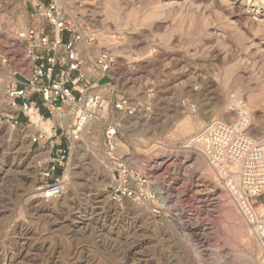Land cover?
<instances>
[{"label": "rangeland", "instance_id": "374dc122", "mask_svg": "<svg viewBox=\"0 0 264 264\" xmlns=\"http://www.w3.org/2000/svg\"><path fill=\"white\" fill-rule=\"evenodd\" d=\"M8 1L0 0V62L7 55L19 63L24 49L12 46L14 36L35 21L24 4ZM55 1L96 31L99 46L86 50V69L94 66L90 53L93 59L100 49L115 55L109 76L117 89L99 88L105 102L87 132L96 138L80 140L73 186L58 200H43L38 192L39 165L48 153L41 145L49 141L34 144L31 123L0 106V175L12 154L21 164L8 183L0 182V264H264V247L239 205L209 163L183 149L208 123L238 121L242 106L252 115L247 135L264 140L262 4L240 0L233 9V0ZM2 77L1 101L3 86L13 79L7 71ZM123 96L148 104V116L117 114L114 103ZM187 121L191 130L181 136ZM58 124L54 130L69 149V163L72 141ZM108 124L116 126L120 155L138 171L168 160L154 172L159 183L178 190L167 201H111ZM260 201L257 210L264 208Z\"/></svg>", "mask_w": 264, "mask_h": 264}, {"label": "built area", "instance_id": "2783aa9c", "mask_svg": "<svg viewBox=\"0 0 264 264\" xmlns=\"http://www.w3.org/2000/svg\"><path fill=\"white\" fill-rule=\"evenodd\" d=\"M18 1L24 4L22 10L35 24L20 29L14 36L12 46L24 49L21 61L16 63L7 55L2 57L0 78L7 71L13 79L7 86H3L2 82L5 98L0 100V106L18 110L24 121L31 124V113L41 117L40 124L61 114L64 121L72 119L76 140L89 121L97 120L99 109L105 102L98 84L105 77L111 79L109 75L116 69L117 59L110 50L100 49L93 69H86V50L99 46L94 27L86 24L83 18L67 16L55 0ZM105 86L111 87L109 84ZM65 106L72 111L71 115L63 112ZM245 109L241 107L239 120L230 125L218 121L208 123L190 137L183 149L209 163L217 182L239 205L253 234L264 247V211L254 206V202L262 200L259 206L264 207V140L257 142L247 135L251 116L243 112ZM113 110L129 118L137 115L147 117L150 106L123 96L114 103ZM1 113L0 109V120L3 117ZM6 116L8 123H12V116ZM18 121L16 119V124L21 125ZM59 127L64 128L62 124ZM115 127L108 124L104 132V149L112 178L107 190L111 201H167L169 192L178 190L159 183L154 172L166 165L168 160L160 164L154 162L145 173L138 171L126 156L120 155ZM56 130L53 127L51 135L38 133L33 140L34 144L49 141V145H41V148L50 149L40 163L42 170L38 191L43 200H58L67 192L64 174L69 149L58 142ZM68 139L71 142L70 136ZM168 167L172 168L167 166L166 169Z\"/></svg>", "mask_w": 264, "mask_h": 264}, {"label": "bare ground", "instance_id": "6f19581e", "mask_svg": "<svg viewBox=\"0 0 264 264\" xmlns=\"http://www.w3.org/2000/svg\"><path fill=\"white\" fill-rule=\"evenodd\" d=\"M2 1V0H1ZM4 1H8V0H4ZM226 1V0H225ZM250 1L251 3H254V5L258 6V5H261L264 7V0H248ZM239 2L240 0H233L230 4L231 6L233 7V9H237L239 7ZM8 3H10V0L8 1ZM227 3V2H226ZM226 3H224L226 5ZM227 6V5H226ZM231 7V9H232ZM261 18H264V13H260L259 15ZM264 26V25H263ZM99 39V38H98ZM105 40V39H104ZM89 51V50H87ZM91 51V50H90ZM89 51V52H90ZM88 54L87 53V58H88ZM89 57L91 58V60H94L92 57H91V53L89 54ZM12 80V79H10ZM12 111V110H11ZM14 111V110H13ZM249 110H244V112H247L248 113ZM15 112V111H14ZM63 112L66 114V115H71L72 114V111L67 107L65 106L64 109H63ZM237 114V113H236ZM249 114V113H248ZM250 116H252L251 114H249ZM252 118V117H251ZM31 120H32V124L30 125V128L33 130L32 132H35V133H47L48 135H51L52 134V128L55 126L56 122L59 121L60 124L63 125V127L68 131V135L71 137V141H72V151H73V155L68 163V166H67V169H66V172L64 174L65 176V179H66V182H67V192L66 194L68 193V191H70L71 187L73 186V183H74V178L76 176V168H77V159H78V149L79 148V143H80V140L81 139H86V137L90 140L92 139H95L96 138V134L95 132H91L88 136V130H90V128L92 126H94L95 124H97V122H95L96 120H92V121H89L86 126L83 128L82 130V133L77 136V139L75 140L74 137H73V131H74V128H73V122H72V119L70 120H63L61 114H56L55 115V119L54 120H48L47 122H42L40 124V121H41V117L38 115V114H34V113H31ZM38 124V125H37ZM186 124L188 125L186 129H184L181 133V136H185L190 130H191V125H190V121H187ZM59 125V124H58ZM178 129V128H176ZM195 129V128H194ZM36 134V135H37ZM42 151H45L42 149ZM18 152V151H16ZM46 152V151H45ZM44 152V154H45ZM47 152L49 153L50 152V149L47 150ZM43 154V156H44ZM17 155V153L15 154H12V159H8L7 158V165L6 166H3L2 168H4V171L3 173L0 175V182L2 183H8V179L10 178L9 176L10 175H13V174H16L19 172V170L21 169L20 167V157ZM10 157V156H9ZM1 161V160H0ZM17 161V162H16ZM99 164V163H98ZM40 166V165H39ZM211 168V167H210ZM42 168L40 167V172H41ZM212 170V169H211ZM205 173H208V172H205ZM111 179V178H110ZM11 180V179H10ZM10 182V181H9ZM112 182V180H111ZM110 182V184H111ZM78 184V183H77ZM74 188V187H73ZM39 192V191H38ZM233 202V201H232ZM231 202V203H232ZM39 208V207H38ZM259 211H264V208L261 207V209H259ZM237 212V211H236ZM239 216V215H238ZM196 220V219H195ZM89 226V225H88ZM90 228V227H89ZM241 230V229H240ZM245 230V229H244ZM127 235V234H126Z\"/></svg>", "mask_w": 264, "mask_h": 264}, {"label": "water", "instance_id": "95a60500", "mask_svg": "<svg viewBox=\"0 0 264 264\" xmlns=\"http://www.w3.org/2000/svg\"><path fill=\"white\" fill-rule=\"evenodd\" d=\"M111 85L112 89H113V94L115 93L116 89H117V86L116 84L111 80L109 79L108 77H105L104 79H102L98 86H103V85Z\"/></svg>", "mask_w": 264, "mask_h": 264}, {"label": "trees", "instance_id": "16d2710c", "mask_svg": "<svg viewBox=\"0 0 264 264\" xmlns=\"http://www.w3.org/2000/svg\"><path fill=\"white\" fill-rule=\"evenodd\" d=\"M43 114H44L46 117H48V114H47V113L43 112ZM21 121H24L23 118H21Z\"/></svg>", "mask_w": 264, "mask_h": 264}]
</instances>
